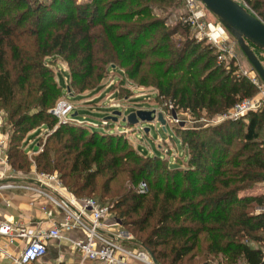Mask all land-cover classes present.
Listing matches in <instances>:
<instances>
[{
    "label": "trees",
    "instance_id": "16d2710c",
    "mask_svg": "<svg viewBox=\"0 0 264 264\" xmlns=\"http://www.w3.org/2000/svg\"><path fill=\"white\" fill-rule=\"evenodd\" d=\"M243 1L264 22V0ZM176 5L0 0V109L12 130L9 163L16 171L34 163L37 171L56 172L77 197L98 194L159 264H264L263 247L249 244L264 241V211L254 212L264 208V194L239 195L264 183V107L242 122L176 128L188 148L186 168L143 155L122 132L76 124V116L59 123L50 113L63 86L53 78L49 57L67 63L69 95L97 89L107 68L115 66L193 115L223 114L253 97L255 84L237 75L232 61L217 63L215 48L193 39L188 26H168L153 13L155 6ZM249 45L255 53L258 47ZM40 125L52 131L28 160L21 141ZM141 181L148 186L145 193L138 192Z\"/></svg>",
    "mask_w": 264,
    "mask_h": 264
},
{
    "label": "built area",
    "instance_id": "2783aa9c",
    "mask_svg": "<svg viewBox=\"0 0 264 264\" xmlns=\"http://www.w3.org/2000/svg\"><path fill=\"white\" fill-rule=\"evenodd\" d=\"M182 3L185 15L181 24L188 26L193 39L205 38L206 42L215 48L217 63L227 64L232 61L235 42L221 23L206 19L208 10L200 0H182ZM249 79L261 90V100L245 98L227 112L216 115L213 120L182 117L177 112L181 109L170 100L165 102L166 110L162 111L157 107L152 109L162 112L165 124H177L182 128L215 126L224 121L236 120L264 105V84L259 85L255 76ZM109 81V84H113L114 79L111 78ZM67 82L65 76L63 89L68 95ZM110 102L109 108L113 109L125 111L130 106L120 101L115 102L113 98ZM75 111L72 102L62 98L50 113L57 117L59 123H63L71 118ZM2 113L3 111H0V190L23 189L44 196L51 205V209L45 213L55 219L49 229L37 233L28 232L20 222L0 221V237L5 239L6 246L15 245L13 252L3 250L0 264H44L40 261L46 255L47 241L51 239L66 240L69 249L76 252L81 261L89 260L98 264H159L153 261L150 252L144 247L133 248L127 244L134 239L133 235L124 230L112 217L108 205L100 203L93 197H77L66 188L56 173L37 171L32 163L27 175L28 183L23 182L22 180H27L26 175L12 169L8 160L7 139L1 130ZM188 124L191 126L188 127ZM35 148L38 149V145ZM137 189L138 192L145 193L147 184L141 181ZM73 230L80 231L82 235L68 236L67 233Z\"/></svg>",
    "mask_w": 264,
    "mask_h": 264
},
{
    "label": "rangeland",
    "instance_id": "374dc122",
    "mask_svg": "<svg viewBox=\"0 0 264 264\" xmlns=\"http://www.w3.org/2000/svg\"><path fill=\"white\" fill-rule=\"evenodd\" d=\"M174 3H177L175 8H157L155 6L153 13L157 16L165 20V24L168 26H175V24H179L182 22V17L185 15V9L183 7L182 1L173 0ZM237 2L241 3L245 8H247L250 12L251 9L249 6L244 3L243 0H236ZM206 19L209 21H218L217 18L207 11ZM191 32V31H190ZM191 37H193L191 33ZM231 37V36H230ZM176 39H180V36H176ZM231 39L235 42L234 44V57H233V66H236L238 69L236 71L237 75L246 76L248 78L255 76L257 79V83L263 84L257 74L254 72L252 66L247 61L246 57L238 47L236 41L231 37ZM202 40L205 43L206 40L203 37L196 39V41ZM255 53L261 60V64L264 67V49L257 48L255 49ZM47 65L53 71V78L57 82L60 81L61 85L64 87V77L67 76L69 83V76H68V66L67 63L61 58H54L49 57L46 59ZM113 67V68H112ZM60 69V71H58ZM57 72V73H56ZM113 78V84H109V80ZM257 88V92L251 98H257L261 100V90L255 85ZM158 90L152 86H139L135 84L131 79H129L122 69L119 67L111 66L107 68V72L105 76L102 78L101 81L97 83V89L89 91H83L80 93L73 92L75 95H67L65 90L63 89L62 98H67L70 102H72L74 106V111L78 110L79 114L75 115L76 118L79 120L75 122L76 124H84L85 126H90L91 129L99 130L101 132L104 131H111L110 133H123L126 137L128 143L137 149L140 153L146 156H159L161 157L164 162H167L168 165L171 167H182L186 168L187 161L189 158L188 148L181 144L180 139L177 137L174 130L176 128L182 129V126L177 124H165V129H163L162 125L159 122L153 123H145L142 122L139 125H128L127 123L121 121V117L117 121L111 122L110 120H104V117L112 113L114 110L109 108L110 99L113 98L115 102L120 101L124 105H129L128 109L123 111V109H119L122 112V115L125 116L128 113L136 111L138 108L141 107H157L161 108L162 111L166 110V101H163L161 97H158ZM59 99V100H60ZM58 102V101H57ZM57 104V103H56ZM264 107V105L262 106ZM149 110V109H148ZM3 111L1 114L2 116V125L1 130L5 134L7 139V148L10 146V137H11V125L8 122L7 113L5 110L0 109ZM178 114L182 117H194L195 119H215L216 116H209L204 111L195 113L194 115L188 111L177 110ZM237 122H242V120H247V115L236 119ZM231 120V121H236ZM106 121V122H105ZM84 122V123H82ZM226 122V121H224ZM223 123V122H222ZM191 125L188 124V127ZM148 128L149 130L146 132L144 129ZM52 130L46 128L45 125H40L36 128L30 130L21 141L23 143L22 150L25 152L26 157L28 160L34 157L36 153H38L41 148L43 142L46 140L48 134ZM27 137V138H26ZM26 138V139H25ZM31 139V140H30ZM30 140V141H28ZM236 140V139H235ZM38 145V149L35 146ZM36 150H33V149ZM13 169V168H12ZM15 170V169H14ZM31 167H29L26 171H18L20 174L27 175L29 174ZM52 173V172H49ZM56 173V172H53ZM57 174V173H56ZM58 175V174H57ZM59 176V175H58ZM23 182L28 183L27 180H22ZM255 186H252L248 189L242 190L243 192L247 193L253 190ZM148 191V186H147ZM146 191V192H147ZM241 192V194L243 193ZM240 194V195H241ZM97 201L100 199L98 194H92ZM101 200V199H100ZM105 202V200H103ZM107 205V204H104ZM259 211H264V208L256 207L254 212L258 213ZM112 217L115 218L114 213L111 214ZM116 219V218H115ZM117 220V219H116ZM118 221V220H117ZM119 222V221H118ZM122 227V226H121ZM123 228V227H122ZM124 229V228H123ZM126 230V229H124ZM127 231V230H126ZM129 232V231H127ZM133 235L132 232H129ZM264 240V233L261 234ZM133 235V242L127 243L129 246L133 248L139 247L137 242H135L136 237ZM249 244L254 246H262L264 252V241L257 243L256 241H249ZM223 260L222 258H219ZM217 261L212 262V264H217ZM227 264V263H222ZM238 264H244L243 261H240Z\"/></svg>",
    "mask_w": 264,
    "mask_h": 264
},
{
    "label": "crops",
    "instance_id": "0c3cea01",
    "mask_svg": "<svg viewBox=\"0 0 264 264\" xmlns=\"http://www.w3.org/2000/svg\"><path fill=\"white\" fill-rule=\"evenodd\" d=\"M57 82L60 81L57 79ZM257 194H264V183L256 184L253 190L247 193L243 192L240 196ZM44 206L45 209H43ZM49 209H51V205L48 200L37 193L23 189L0 190V221L20 222L30 233L47 230L52 226V221L55 218L49 217L45 213ZM67 234L71 237L82 235L78 230L70 231ZM14 246H6L5 239L0 237L1 256L4 254L3 250L13 252ZM40 262L44 264H98L89 260H79L78 254L70 250L66 240L62 239L47 241V253Z\"/></svg>",
    "mask_w": 264,
    "mask_h": 264
},
{
    "label": "water",
    "instance_id": "95a60500",
    "mask_svg": "<svg viewBox=\"0 0 264 264\" xmlns=\"http://www.w3.org/2000/svg\"><path fill=\"white\" fill-rule=\"evenodd\" d=\"M200 1L236 41L254 72L264 84V67L249 45V43H251L260 49H264V22L236 0ZM67 90H70L69 86ZM75 115L76 113H73V116ZM119 117H121V121L128 125H139L142 122L149 124L159 122L163 129H165V119L163 118L162 112L154 109H137L125 116L122 115L121 111L114 110L112 113L105 116L104 120L114 122L117 121ZM144 130L147 132L149 129L146 128ZM151 257L156 263L157 261L152 254Z\"/></svg>",
    "mask_w": 264,
    "mask_h": 264
}]
</instances>
